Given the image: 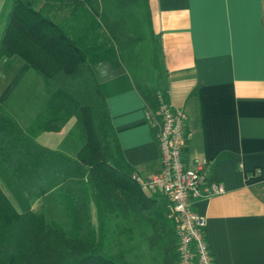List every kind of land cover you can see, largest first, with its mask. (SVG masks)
Masks as SVG:
<instances>
[{
    "label": "crops",
    "instance_id": "obj_1",
    "mask_svg": "<svg viewBox=\"0 0 264 264\" xmlns=\"http://www.w3.org/2000/svg\"><path fill=\"white\" fill-rule=\"evenodd\" d=\"M9 6L0 0V35ZM146 9L158 53L153 64L147 68L136 63L138 56L130 59V45L119 49V67L107 61L93 66L105 84L124 158L142 177L159 170L158 145L138 87L160 92L186 116L184 158L211 160L213 176L225 187L192 202L205 218L214 264H264V0H147ZM46 103L33 69L18 55L0 57V104L40 145L64 152L57 137L77 139L74 119L59 132L44 131L38 124L47 115ZM151 192L173 217L165 195ZM13 194L19 210L44 214L39 203L45 195L25 201ZM90 212L96 223L93 204Z\"/></svg>",
    "mask_w": 264,
    "mask_h": 264
},
{
    "label": "trees",
    "instance_id": "obj_2",
    "mask_svg": "<svg viewBox=\"0 0 264 264\" xmlns=\"http://www.w3.org/2000/svg\"><path fill=\"white\" fill-rule=\"evenodd\" d=\"M9 1L0 57L18 55L41 78L47 115L39 127L59 132L73 118L82 145L76 156L44 147L0 104V176L8 172L25 201L55 189L70 221L64 227L42 213L19 210L0 181V264H140V240L159 264H178L174 219L133 178L105 84L93 70L102 61L119 67V49L143 36L133 35L123 16L112 19L103 0ZM139 1L117 0L116 7ZM146 16L150 25L147 9ZM138 91L146 111L157 117L156 92Z\"/></svg>",
    "mask_w": 264,
    "mask_h": 264
},
{
    "label": "built area",
    "instance_id": "obj_3",
    "mask_svg": "<svg viewBox=\"0 0 264 264\" xmlns=\"http://www.w3.org/2000/svg\"><path fill=\"white\" fill-rule=\"evenodd\" d=\"M159 105L154 117L146 111L160 154L157 172L133 178L141 190L161 192L169 200L177 238L178 264H214L204 235L205 218L193 211V200L210 198L225 192L223 183L211 170V160L193 155L184 158L185 114L156 93Z\"/></svg>",
    "mask_w": 264,
    "mask_h": 264
},
{
    "label": "rangeland",
    "instance_id": "obj_4",
    "mask_svg": "<svg viewBox=\"0 0 264 264\" xmlns=\"http://www.w3.org/2000/svg\"><path fill=\"white\" fill-rule=\"evenodd\" d=\"M103 2L104 8L107 10L109 16L112 19H118L120 16H123L127 22L129 31L133 35L143 36L142 40L132 43L130 51L127 52L128 54H130V59H133L136 55L139 58L138 60H136V63L143 64V67L148 68L149 64H153V60L158 53L155 49L153 39L150 36L151 26L148 24L147 16L145 14L146 6L143 1L140 0L135 4L129 5L124 10H120L116 7L117 0H103ZM151 70L153 72L156 71L154 67H151ZM35 79L38 82L37 76H35ZM57 138L59 140L57 141V144L60 145L59 147H61L58 149L63 150L67 154L69 153V155L71 156H76L79 147H81L82 145L80 141L75 138H67L66 135L63 137V140L59 139V137ZM65 138H67L66 142H64ZM6 177L10 180V182H7L6 186H4L7 189H10V196L12 197V199L14 198V191L21 195L19 188L16 186L12 176L8 172H5L2 176H0V181H3L2 178ZM145 193L148 196H152V192L149 190H146ZM18 199L25 200L22 197H19ZM13 201L16 203V198H14ZM39 206L40 211H42L49 219L56 221L66 227L69 225V218L63 211V208L58 205V198L56 197L55 191H51L50 193L45 195L39 203ZM138 243L140 247V264H159V261L155 259V257L157 258L158 256L157 253L149 251L144 240H140Z\"/></svg>",
    "mask_w": 264,
    "mask_h": 264
}]
</instances>
